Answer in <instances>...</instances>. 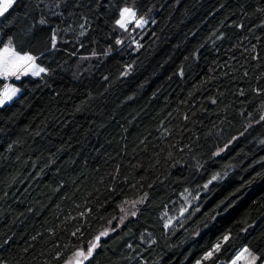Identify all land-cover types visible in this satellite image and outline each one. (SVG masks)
<instances>
[{
  "label": "trees",
  "instance_id": "obj_1",
  "mask_svg": "<svg viewBox=\"0 0 264 264\" xmlns=\"http://www.w3.org/2000/svg\"><path fill=\"white\" fill-rule=\"evenodd\" d=\"M53 4L54 0H18L0 17V22L6 20L0 38L5 43L9 37L14 43L19 40L51 72L43 80L12 79L22 85V99L0 109V153L5 157L0 159V195L8 193L0 200V243L8 240L0 258L10 264H62L75 249H86L109 219L121 215L117 203L148 192L149 203L141 214L126 221L131 235L121 238V228L102 239L97 264H194L229 230L235 246H224L218 254L221 264H230L243 246L264 260V180L231 196L235 203L227 212L221 211L223 205L215 207L260 168L249 165L264 158V145L259 143L264 124L253 123L240 135L249 119L240 113L255 115L264 102V95L251 91L264 87V12L258 11L264 0H137L141 11L155 5L151 15L156 23H150L143 36V48L114 53L101 63H81L67 54L76 44L80 21L51 16L50 9L62 10ZM116 6L119 0H105L98 10L101 15L92 21L91 39L79 38L87 39L80 54L92 48L100 51L116 37L111 32ZM41 16L76 29L61 33L59 51H49V30L36 24ZM33 24L36 43L29 45L27 37L20 38ZM129 62H134L132 72L121 77ZM6 83L0 80V89ZM210 97L218 103L211 104ZM161 125L171 133L166 138L157 131ZM37 130L40 136L32 135ZM233 136L238 139L219 156H211ZM12 141L19 143L7 152ZM197 161L204 167L197 170ZM229 165L228 176L209 186L206 200L201 191L200 211L174 219L172 229L164 228L163 213L178 216L183 203L179 193L185 187L195 189ZM117 167L119 175L113 181ZM85 208L91 213L79 217ZM245 218L254 227L239 232V221ZM77 227L82 236H72ZM145 229L155 241L151 246L139 242ZM129 242L134 250L126 247ZM58 252L62 255L57 260Z\"/></svg>",
  "mask_w": 264,
  "mask_h": 264
},
{
  "label": "snow or ice",
  "instance_id": "obj_2",
  "mask_svg": "<svg viewBox=\"0 0 264 264\" xmlns=\"http://www.w3.org/2000/svg\"><path fill=\"white\" fill-rule=\"evenodd\" d=\"M179 3V0H176ZM18 3V0H0V17H5L6 13H9V10L13 8L14 5ZM93 5L96 11L93 10ZM105 6V0H54L53 8L54 9H62L60 11H53L50 9L51 16L57 17L61 21H66L71 17H78V36L76 44L73 46L71 52L67 54L69 56L77 57V59L82 63L84 61H92L95 59L98 63L103 62L109 56H112L114 53L116 55L122 54L124 51L131 49L132 51L138 52L141 48H143V44L141 40L143 36L147 34L149 31V25L155 24L156 21L154 17H152L151 12L152 7L147 8L144 11H141L139 7H137V0H119V6H116V15L113 19L111 25V32L116 33V37L113 38L112 42L106 47L101 48L100 51H97L95 48L88 50V54H80V49H85L87 45V39H91L88 36L89 30L92 29L93 19L98 18L101 13L98 11L100 8ZM260 12H264V8L258 9ZM89 13H93L90 17ZM10 18V17H9ZM6 20L0 22V30L3 29ZM36 24L40 26L47 27L50 35L47 37L49 51H59L58 43L63 42V38L61 33H67L69 31L76 32L75 28H72L69 24L68 27L62 28L59 23H53L50 21L49 17L41 16V18L36 21ZM35 24L29 25L28 28L24 30L21 34L20 39H24L27 37V43L29 45H34L36 43V35L33 34L32 29L35 28ZM264 26V25H262ZM242 27V26H240ZM111 34V33H110ZM193 35H195L193 33ZM80 37H86V40L81 41ZM59 38V40H58ZM220 38V37H217ZM17 44H19V50L17 48ZM203 47V45H201ZM67 51V50H65ZM198 51V50H197ZM255 51V46H253V52ZM197 53H194L196 55ZM253 59H257L256 56L252 57ZM38 56L32 54L31 51L27 50L23 43H20L17 40L15 43L11 37L7 38V42H4L3 38H0V80L7 81L9 78H14L15 81L20 82L24 77H36L41 80L45 79L48 75L51 74L50 69L47 67H43L37 63ZM134 62H129L124 66L123 71L120 73L121 77H127L133 70ZM180 76H183V70L179 73ZM245 76L248 75L247 72L244 73ZM103 80L108 81L109 77L107 75L103 76ZM257 96L264 95V87H258L251 89ZM22 85L15 86L13 84H4L2 89H0V109H4L5 106H11L14 102H20L22 99ZM191 96L192 94L189 93ZM240 96H244L245 92L240 90ZM132 99V97H129ZM210 103L215 105L218 103L215 97H210ZM181 103H186V101H181ZM77 111H80L78 108ZM192 111L191 109L189 110ZM206 111V110H205ZM170 115V114H169ZM241 116H247L248 123L244 128V131L240 133V135H244L249 128L253 127V123L257 125L264 124V102H261L260 106L255 109V115L253 112L249 111L247 113L241 112ZM185 121L190 119V115L185 113L183 116ZM160 132L162 137H167L171 133L169 129L161 127L157 129ZM40 130L32 133L34 136H40ZM210 134V133H209ZM147 137H145V140ZM238 137L233 136L230 140L224 145V147L220 148L219 151L213 152L211 156H219L222 152H224L228 145ZM145 141H141L144 143ZM19 141H12L7 145L6 151L11 152L13 150V145L18 144ZM260 144L264 145V139L259 141ZM3 153H0V159H4ZM211 158V157H210ZM19 159V157H17ZM256 164L260 165V168L253 173L249 179L244 180L240 187L236 188L235 192H232L229 197H225V199L221 200L218 204H216V208L221 209V206L224 207L221 209L223 212H227L229 208L232 207V204L235 203L234 200H231V196H236L237 193L241 192V189L246 187L247 185H251L256 182L258 179L264 180V158L258 159L254 162V164H250L249 168L255 167ZM196 169L199 170L203 168V163L197 161L195 165ZM232 169V165H229L228 168L224 169L221 172H216L211 175V177L207 180L206 183L202 185H197L195 189H189L185 187L182 192L179 193V198L183 201L178 209V216L172 217L169 216L168 212L165 211L162 215V219L164 222V228L172 229L173 222L175 220H179L180 218H189L196 212L200 211L201 206L204 201H201L200 193L203 191L205 193V200L210 195L209 186L214 182L223 181L229 174ZM119 175V167L116 168V175L112 177L113 181L116 180V177ZM127 177H125V181ZM15 182V181H13ZM152 185L150 184L149 187ZM63 187V185H61ZM132 188H136V185H132ZM59 191V188L56 189ZM114 191V190H113ZM195 192V195L193 194ZM8 193H3L0 195V200L4 199ZM239 198V197H237ZM200 203H197V202ZM149 203V193L143 192L142 194H138L135 198L129 199L124 198L122 202L117 203L116 207L118 208L121 215L113 216L111 219L107 221V227H104L102 230L98 231L97 234L92 237L88 243L87 248L81 246L75 251L71 253L69 258H65L62 264H87V262L91 261V264H97V258L100 253H98V249L103 251L104 245L101 243L102 239L109 237L114 233H119L121 228H124V232L121 234V238L123 236L131 235V228L126 225V221L129 220L130 217L135 218L142 212V206H145ZM176 203V202H173ZM195 205V207H193ZM167 207V205L165 206ZM146 210V209H144ZM215 211V210H214ZM91 213V209L85 208L83 211L79 212V217L83 218ZM187 213V216L185 215ZM218 214V213H217ZM214 218V217H213ZM69 220L75 219L74 217H69ZM113 221H115V226H113ZM239 223L242 227L239 229V232L247 233L249 229L254 227V223H248V219L245 218ZM239 232L236 235H239ZM77 233H80L82 236L81 228L77 227L76 231L72 233V236H76ZM196 235H199L197 232ZM151 233L147 232L145 229L144 232L140 233L139 242L147 244L151 246L155 241L150 239ZM115 238V237H113ZM147 238V239H146ZM32 239H36V237H32ZM140 243L136 244L135 247H139ZM5 244H8V240L0 243V249L4 247ZM231 244L232 247L235 246V237L231 230L226 231L220 238L208 249L203 255L194 260V264H221V259L219 257V253L224 248L225 245ZM67 247V246H65ZM128 249L134 250V245L129 242L126 244ZM27 251V249H25ZM62 253H56L54 259H59ZM187 259V257H185ZM260 261V264H264V260H261L260 255H257L254 251H252L249 247L243 246L240 251L235 254V257L230 260V264H257ZM0 264H10L9 261L0 258Z\"/></svg>",
  "mask_w": 264,
  "mask_h": 264
},
{
  "label": "rangeland",
  "instance_id": "obj_3",
  "mask_svg": "<svg viewBox=\"0 0 264 264\" xmlns=\"http://www.w3.org/2000/svg\"><path fill=\"white\" fill-rule=\"evenodd\" d=\"M12 79H14V78H9V79L6 81V82H7L6 84H13V85H15L14 83L11 82ZM15 86H16V85H15ZM241 264H243V262H241Z\"/></svg>",
  "mask_w": 264,
  "mask_h": 264
},
{
  "label": "built area",
  "instance_id": "obj_4",
  "mask_svg": "<svg viewBox=\"0 0 264 264\" xmlns=\"http://www.w3.org/2000/svg\"><path fill=\"white\" fill-rule=\"evenodd\" d=\"M2 89V88H1Z\"/></svg>",
  "mask_w": 264,
  "mask_h": 264
}]
</instances>
